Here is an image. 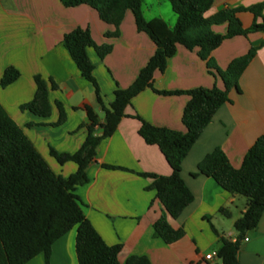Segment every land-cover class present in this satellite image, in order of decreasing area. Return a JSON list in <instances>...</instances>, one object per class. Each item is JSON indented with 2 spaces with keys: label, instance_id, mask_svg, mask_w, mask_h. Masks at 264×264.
<instances>
[{
  "label": "crops",
  "instance_id": "0c3cea01",
  "mask_svg": "<svg viewBox=\"0 0 264 264\" xmlns=\"http://www.w3.org/2000/svg\"><path fill=\"white\" fill-rule=\"evenodd\" d=\"M259 3L264 4V0H213L204 15ZM142 11L147 20L161 18L169 27L175 23L168 0H142ZM237 16L243 27H249L255 20L250 11H240ZM256 21H264V6ZM75 27L88 28L96 44H112L111 52L103 58L93 48L87 49L105 105L112 101L116 86L126 88L131 84L155 50L149 36L136 29L130 10L124 14L118 36L108 37L106 33L112 32L114 26L101 20L97 11L86 4L65 7L60 0H0V78L8 66L19 71V77L11 84L0 85V105L52 171L62 177L74 173L77 164L59 163L50 149L73 153L80 147L86 136V129L81 126L87 122L84 105L90 106L100 120L103 118L94 87L81 75L61 42L63 34ZM211 29L223 34L226 23L213 24ZM252 46L256 48L255 54L238 78L239 91L231 89L230 101L216 110L181 161V176L194 198L176 219L168 216L171 226L184 229L185 234L179 240L167 244L153 235L152 224L164 208L155 198V190L147 189L152 178L141 173L169 175L171 169L159 148L140 137L139 120L130 115L136 113L153 125L185 131L181 115L189 97L161 95L145 88L131 99L115 131L98 144L95 160L86 168L88 181L77 185L74 193L86 218L103 240L109 245H121L117 256L120 262L130 255H143L151 264H211L204 255L219 248L218 235L211 226L218 234L233 240L237 237L233 223L245 210L246 198L230 194L211 177L190 174L215 147H220L231 165L238 168L247 149L264 131V31L225 39L209 57L224 69ZM197 50L178 44L165 69L153 73V87L223 88L221 78L208 71ZM34 75H39L47 85L48 116L20 109L21 104L33 97ZM50 79L55 82V89L51 88ZM55 101L61 102L65 113L59 125H55L58 119ZM102 164L120 168H104ZM75 235L76 227H73L53 242L50 264H78ZM237 259L240 264H264V210L257 226L241 239ZM43 261L40 253L25 264H43Z\"/></svg>",
  "mask_w": 264,
  "mask_h": 264
},
{
  "label": "trees",
  "instance_id": "16d2710c",
  "mask_svg": "<svg viewBox=\"0 0 264 264\" xmlns=\"http://www.w3.org/2000/svg\"><path fill=\"white\" fill-rule=\"evenodd\" d=\"M175 23L169 27L161 18L147 20L142 11V0H60L65 7L86 4L97 11L101 20L114 26L108 37H117L119 25L126 10L133 14L136 29L146 33L155 44V50L135 79L126 88L114 89V97L105 105L98 82L93 74L87 49L93 48L99 58L112 50V44H96L88 28L75 27L62 36V44L69 52L81 75L94 87L97 103L103 118L100 120L93 109L84 105L87 122L81 126L86 136L80 147L73 153H58L50 149L59 163L73 161L76 171L67 177L56 175L35 149L21 128L0 105V264H25L42 253L43 264H50L52 244L59 237L76 227L75 253L78 264H151L143 255H130L125 261L118 260L120 244H107L86 218L82 203L74 193L77 185L88 181L87 166L95 160L96 148L100 141L110 136L120 120L126 115L125 109L131 99L145 88H151L161 95L185 94L189 98L183 107L181 122L185 131L153 125L138 114L130 115L139 120L138 134L145 143L156 145L170 166L169 175L141 173L152 178L147 189L155 190L164 212L153 222V235L171 244L184 236L182 227L174 228L168 216L176 219L182 210L193 201V193L181 176V161L196 142L204 127L211 121L216 110L230 101L231 89L239 91L238 78L255 54V47L230 61L226 68H219L210 59L209 53L223 40L250 32L264 31V21L257 22L264 4L246 8H224L211 16H205L213 0H168ZM250 11L255 20L249 27H243L237 13ZM226 23L223 34L211 30V25ZM178 44L187 49L197 48L198 56L205 60L209 72L218 75L223 88L197 86L186 90H160L153 87V73L163 71L167 60ZM19 77L13 66L3 70L1 87L11 84ZM33 97L20 105V109L48 116L50 104L45 81L34 75ZM51 88L56 84L50 79ZM58 119L55 125L64 121L65 113L61 102L55 101ZM100 131V133H98ZM102 167H120L102 164ZM211 177L217 185L230 194L246 198V207L233 227L237 237L233 240L218 234V260L212 264H240L237 252L245 234L255 228L264 210V131L243 156L238 168H234L220 147L213 148L197 164V170L190 175ZM220 211L226 214L223 208ZM227 215V214H226ZM220 260V261H219Z\"/></svg>",
  "mask_w": 264,
  "mask_h": 264
},
{
  "label": "built area",
  "instance_id": "2783aa9c",
  "mask_svg": "<svg viewBox=\"0 0 264 264\" xmlns=\"http://www.w3.org/2000/svg\"><path fill=\"white\" fill-rule=\"evenodd\" d=\"M244 239L247 240L246 237ZM204 259L208 260V261H211V264L214 263L215 261L218 260L216 251H211V252L205 254L204 255Z\"/></svg>",
  "mask_w": 264,
  "mask_h": 264
},
{
  "label": "rangeland",
  "instance_id": "374dc122",
  "mask_svg": "<svg viewBox=\"0 0 264 264\" xmlns=\"http://www.w3.org/2000/svg\"><path fill=\"white\" fill-rule=\"evenodd\" d=\"M211 28V27H210ZM212 30V29H211ZM213 31V30H212ZM224 220H227V218L226 217H224Z\"/></svg>",
  "mask_w": 264,
  "mask_h": 264
},
{
  "label": "water",
  "instance_id": "95a60500",
  "mask_svg": "<svg viewBox=\"0 0 264 264\" xmlns=\"http://www.w3.org/2000/svg\"><path fill=\"white\" fill-rule=\"evenodd\" d=\"M220 261V260H219Z\"/></svg>",
  "mask_w": 264,
  "mask_h": 264
}]
</instances>
